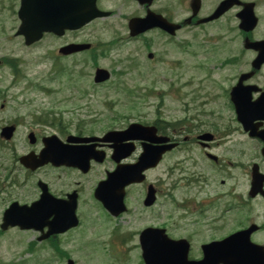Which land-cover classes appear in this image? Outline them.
I'll return each instance as SVG.
<instances>
[{
  "label": "flooded vegetation",
  "instance_id": "af4514ba",
  "mask_svg": "<svg viewBox=\"0 0 264 264\" xmlns=\"http://www.w3.org/2000/svg\"><path fill=\"white\" fill-rule=\"evenodd\" d=\"M22 1L0 0V19H4L3 11L7 10L10 21L20 25ZM26 1L35 8L47 5L50 9L46 13L48 19L54 17L57 22L60 18L51 9L57 0ZM59 1L61 3L62 0ZM89 2L85 4L86 8L93 11L97 8L103 15L91 24L121 26V35L114 40H119L124 47L129 46L120 62L124 72H131L135 66L137 52L132 45L141 35L133 37L130 28L131 23L138 19L161 16L168 22L181 25L179 31H186L189 43L202 42L207 54L203 62L205 71L198 82L187 85L185 129L173 133V130L154 125L155 130L126 133L127 127L119 125L113 129L94 130L88 121L93 117L87 114L89 111L84 113L77 108L67 110L71 114L81 111L78 114L81 118L74 119L72 115L64 120L53 104L46 106L41 103L40 106L34 97H30L44 89V83H0L6 84L0 96H7L0 106V195L13 188L29 193L31 188L33 194L40 198L47 189L64 205L76 201L78 212L88 205L91 210L101 211L109 218L110 215L95 196L100 181L93 186L90 176L101 169L106 177L116 169L119 163L113 158L115 152L120 155L121 164H136L150 158L146 161L148 169L145 181L129 186L125 196L127 210L124 214L135 212L138 220V223L132 222L130 225L134 234L137 231V244L144 228L157 227V207L162 208L159 217L166 208V201L164 204L158 201L159 193L162 199L172 201L174 198L173 188L167 186H185L187 192L182 205L185 209V238L190 240L193 249L199 250L206 244L224 239L229 234L224 235L222 229L238 230L242 222L230 218L221 224V217L233 214L239 202H245L244 208H249L251 213L264 211V197L252 194V187L256 184L261 185L264 191V0ZM34 9L27 13L29 20H33L40 10ZM221 10L223 12L212 19ZM158 31L165 33L155 28L143 37ZM79 32L67 30L62 36L47 33L41 41L31 46L26 45L24 38L21 39L26 49H40V61L49 63L47 73H72L80 62L81 73L91 78L93 71L99 68L94 63V52L101 40L97 38L98 35L94 38L92 35H79ZM112 43L103 45L109 47ZM255 43L259 44L258 47L253 46ZM80 44H89L91 49L66 55L61 53L62 49ZM224 55L229 59L220 61ZM260 55L262 60L255 68L254 63ZM2 60L8 62L7 67L11 70L15 63L22 64L12 52L10 57H2ZM161 62L168 64L167 60ZM92 84L81 83L84 94L88 93ZM236 103L242 111H246V119L239 117ZM7 127L13 128L10 139L4 135ZM98 131L102 135L98 137L104 139L89 142L88 138L99 135ZM171 145H175V148H171ZM62 146L78 148V157L88 160L90 172L84 173L71 166L70 153H63ZM51 148L55 150L54 158L52 161L46 160L40 168L32 170L22 163L23 157L30 155L37 159L43 151ZM158 169H162L159 175L156 174ZM9 174H16V177L6 179ZM193 189L197 192L193 193ZM151 192H154L152 199L149 198ZM9 194L2 200L8 203L2 213L15 201L25 203L12 199ZM60 207L61 204L55 205L49 210L50 215L61 212ZM192 219L194 222L190 223ZM254 222L252 219L246 227ZM190 224L193 226L190 227ZM76 235L84 237L85 232ZM263 240L259 238V241Z\"/></svg>",
  "mask_w": 264,
  "mask_h": 264
},
{
  "label": "rangeland",
  "instance_id": "374dc122",
  "mask_svg": "<svg viewBox=\"0 0 264 264\" xmlns=\"http://www.w3.org/2000/svg\"><path fill=\"white\" fill-rule=\"evenodd\" d=\"M5 27L10 34L13 33V29L9 23H7ZM120 28L121 26L118 25L117 29L120 30ZM179 34L181 36L178 37L177 41H181L182 38L185 41V36L188 37L185 34V30ZM86 35H98L97 38L103 42H110L112 39L102 31H91V34L88 32ZM7 45H9V43H7ZM171 46L173 48L167 45L164 38L157 36L155 47L158 51L168 54L169 57L174 59L177 62L174 63V66L178 67L166 72H163V70L158 67L163 75L159 76V80H155V85H151L152 80L155 78L149 74L140 55L137 57V61L140 63V68L138 69L140 74L130 72L121 77L115 73L110 84L99 90L91 88L87 95L88 99L78 98L77 104L74 102L67 103L71 97H76L74 94L76 89L74 87H72L73 92L59 93L58 97H50L41 93L38 95L42 97L41 101L45 98L48 100L47 103H51V105L53 104V106L62 109V111L66 109L74 110L76 107L82 108L84 113L90 111L94 118V123L90 125V128L94 130L113 129L114 127H118L120 123H125L124 120L128 117L140 119L142 121H153L157 117V105L160 101L164 104L161 114L167 117L168 121L175 122L176 120H181L183 118V105H185V103H183L185 101V83L190 79L199 78L201 76V73L198 74L195 65H199V59L202 58L203 54L202 48L200 47L190 48L201 53L199 57L192 59L188 58V55L186 54L183 56L178 53L174 41L171 43ZM18 48L19 45L14 42V49L17 50ZM133 50L135 51L136 49L133 47ZM24 51L25 49L22 48L20 51H17V54ZM126 51L127 50H125V52ZM4 52H6V50ZM32 52H36L37 54L40 53L38 49H34ZM123 53L124 49L121 51V57ZM34 55L35 53L29 56V58ZM224 57H226V55ZM116 58H118L116 54L105 57L101 56L100 65L103 67L112 66L111 68H113V60ZM37 62L38 61H34L33 63ZM79 65H81V63H79ZM26 72L29 75V78L34 81H41L44 78L43 66L40 64L34 66L30 63V65L27 66ZM145 76L146 79L144 80L143 77ZM164 78L166 81H164ZM9 79L10 75L8 73L5 71L0 72V81H10L11 79ZM48 81H53L51 84L53 88H59L60 81L63 82L65 79L54 77V80H51L50 78ZM122 81L125 84L121 83ZM68 84L69 82H67L65 86L67 87ZM124 86L130 89H125ZM136 88H138V90H132ZM119 90L120 92H124V94H121ZM150 90L153 92V96L142 100L141 98L144 97L142 94ZM163 91L168 92V95H165L164 98L158 97V94ZM135 104L137 105V108L131 109ZM77 113L80 114L81 111H78ZM72 115H74V119L80 118V116L69 112L63 114V117L66 120ZM201 120L204 122L203 118ZM97 134L101 135V132L98 131ZM101 174L102 171L100 172V175ZM157 174H161V172H157ZM15 177L16 174H9L6 179ZM51 177H54L53 174H51ZM93 179L94 178L91 179V183H93ZM20 181H23V178H20ZM29 186H32V184L29 183ZM167 187L173 188L175 201L180 203L181 199L185 197V191L182 189L177 190L174 186ZM29 190V193L18 188L8 190L6 193H3L2 196L0 195V203L4 198L10 195L9 193H11L12 199H20L26 203L32 202L36 196L33 194L31 188H29ZM6 205H0V224L2 221V208ZM85 209H89V212L87 211L84 213L86 218L84 219V226H86L83 227L84 229L79 228L80 230L77 231L80 232L83 229L82 231L85 232V236L81 237L76 236V234H68L61 236L60 239H58L60 248L67 252L76 264H141V259L139 258L140 249L137 246L136 239H133L132 237L133 228L130 226L132 222L138 223L135 214L133 216H124L119 219L115 225H108L109 229L105 233L99 230L100 225H104V221L99 217L97 210H91V207L88 205ZM182 215L183 211H177L173 216V223H175L173 229L174 235H185L184 218ZM192 226L193 225L190 227ZM112 227L119 228L120 234L125 236L123 238L125 241L124 245H116L117 252L111 251V248L114 247L112 246L108 249L109 254H107L105 252L106 247L103 246L105 244L107 245ZM70 233L72 234L75 232L71 231ZM222 233L226 234V231L222 229ZM38 237V233L32 231L24 232L18 229H11L0 234V264H67V260L59 258L49 243L46 244V241L38 242ZM99 242L105 243L102 246L103 248L97 246ZM32 247H35V251L33 252L29 250ZM103 253L106 256L103 257ZM113 253L115 255H113ZM105 259H108V261L106 262Z\"/></svg>",
  "mask_w": 264,
  "mask_h": 264
},
{
  "label": "water",
  "instance_id": "95a60500",
  "mask_svg": "<svg viewBox=\"0 0 264 264\" xmlns=\"http://www.w3.org/2000/svg\"><path fill=\"white\" fill-rule=\"evenodd\" d=\"M90 20L89 17H78L74 18L69 27L79 28ZM37 36L40 34L39 31L35 32ZM38 38V37H37ZM33 40V39H32ZM107 72L100 71L97 76V82L107 80ZM128 178H132L130 172H127ZM120 174H112L111 178H119ZM117 180L113 183L116 184ZM105 206L109 208L115 214H119L117 210L119 205L122 204V198L117 195L110 193L105 196H101ZM45 196L41 198V201L34 203L30 208L27 206L19 207L17 205L12 206L4 216V224L2 225L3 230H7L11 227H20L22 230H36L42 231L46 226L50 227V231L46 236L42 238H48L52 234H59L68 231L69 229L76 227L78 224L75 216V208L66 209L67 212H63L61 215L54 217L51 223H49L50 216L46 214L44 207ZM252 245V244H251ZM248 242L245 243L242 249H239L238 254L235 257L233 264H260L257 260L256 247L251 246ZM254 247V248H253ZM143 257L146 264H199L194 262H187L186 256L187 251L182 255L180 249L176 245L159 246L156 248L143 246ZM264 260V257L262 258ZM69 264H75L70 261Z\"/></svg>",
  "mask_w": 264,
  "mask_h": 264
}]
</instances>
